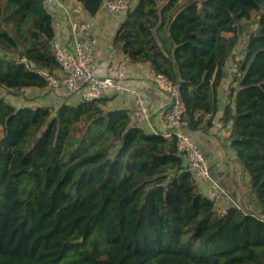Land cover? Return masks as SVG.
<instances>
[{
    "label": "trees",
    "instance_id": "1",
    "mask_svg": "<svg viewBox=\"0 0 264 264\" xmlns=\"http://www.w3.org/2000/svg\"><path fill=\"white\" fill-rule=\"evenodd\" d=\"M76 1L95 15L104 0ZM263 2L135 0L112 38L131 63L179 85L187 130L205 132L238 22L256 13L218 117L241 207L225 199L220 214L175 139L132 123L106 96L55 105L0 96V264H264ZM54 37L42 0H0V87L44 89L41 71L58 68Z\"/></svg>",
    "mask_w": 264,
    "mask_h": 264
},
{
    "label": "built area",
    "instance_id": "2",
    "mask_svg": "<svg viewBox=\"0 0 264 264\" xmlns=\"http://www.w3.org/2000/svg\"><path fill=\"white\" fill-rule=\"evenodd\" d=\"M58 1L42 0V4L52 13ZM130 5V0H104L101 7L105 15L120 20ZM66 21L65 38L55 35L50 42L58 68L54 73L41 71L46 80L44 89L57 98L76 101H91L107 95H130L134 98L130 113L131 122L139 126L147 123L150 113L143 94L126 84L130 61L125 58H112L108 61L106 74H99L98 37L94 31L93 21L78 19L72 15H67ZM21 61L28 67L24 58ZM148 72L149 79L156 89L167 98L163 111V135L168 139H175L176 150L186 168L193 174L200 190L208 199L220 206V214H224L227 205L223 201L228 199L233 203V200L212 177L209 163L201 147L187 130L188 121L179 85L151 68Z\"/></svg>",
    "mask_w": 264,
    "mask_h": 264
},
{
    "label": "crops",
    "instance_id": "3",
    "mask_svg": "<svg viewBox=\"0 0 264 264\" xmlns=\"http://www.w3.org/2000/svg\"><path fill=\"white\" fill-rule=\"evenodd\" d=\"M52 14V23L55 35L65 38L66 36V16L72 15L78 19H87L93 21L94 31L98 37L99 61L97 71L99 74H106L108 61L112 58H125L117 48L112 45L118 23L115 17H108L104 14L102 7L95 15H89L76 0H59ZM228 66V65H227ZM149 66L146 63H131L129 76L126 81L128 87L135 89L143 94L145 103L150 113L148 122L141 125L148 132L163 131V111L167 102L166 96L160 92L149 79ZM225 71V79L219 86L218 111L213 119L212 126L205 132L192 133L193 138L201 147L202 152L207 159L212 177L226 190L232 198L233 204L239 205L245 203V189L241 186L239 180L238 166L233 163V154L230 150H224L222 141L227 134V128L221 126L218 117L226 101L227 86L229 78V68ZM231 71V69H230ZM46 92V93H45ZM25 93L37 94L34 99L23 100L19 104L28 105H55L59 104L60 99L48 93L46 89L31 88ZM107 107L125 108L131 111L134 98L126 94L107 95ZM71 103L72 101H68Z\"/></svg>",
    "mask_w": 264,
    "mask_h": 264
},
{
    "label": "rangeland",
    "instance_id": "4",
    "mask_svg": "<svg viewBox=\"0 0 264 264\" xmlns=\"http://www.w3.org/2000/svg\"><path fill=\"white\" fill-rule=\"evenodd\" d=\"M131 4L135 1V0H130ZM255 20H256V13L252 12L250 19L249 20H240L238 23L241 26V30L243 32L240 41L237 45V47L234 49V53L232 55V57L227 61L228 62V67L230 66L231 68H229L228 74H229V78H232L233 74L235 73V70L230 71V69H235L236 68V61L238 59L241 58V47L244 45L245 42V37L248 33V31L252 30L255 27ZM46 93V92H45ZM37 95V94H35ZM35 95L30 94V93H25V92H8L5 89L0 87V96L4 97L7 101L17 104L19 102H23V100H27V99H34ZM60 100L58 101H62L61 98H58ZM241 186L243 187V185L241 184ZM245 189V188H243Z\"/></svg>",
    "mask_w": 264,
    "mask_h": 264
},
{
    "label": "water",
    "instance_id": "5",
    "mask_svg": "<svg viewBox=\"0 0 264 264\" xmlns=\"http://www.w3.org/2000/svg\"><path fill=\"white\" fill-rule=\"evenodd\" d=\"M261 6L264 8V2L261 4Z\"/></svg>",
    "mask_w": 264,
    "mask_h": 264
}]
</instances>
